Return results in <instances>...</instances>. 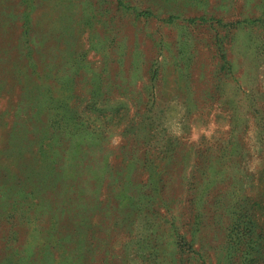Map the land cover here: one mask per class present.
Instances as JSON below:
<instances>
[{"label": "rangeland", "instance_id": "obj_1", "mask_svg": "<svg viewBox=\"0 0 264 264\" xmlns=\"http://www.w3.org/2000/svg\"><path fill=\"white\" fill-rule=\"evenodd\" d=\"M253 201L264 0H0V264H264Z\"/></svg>", "mask_w": 264, "mask_h": 264}, {"label": "trees", "instance_id": "obj_2", "mask_svg": "<svg viewBox=\"0 0 264 264\" xmlns=\"http://www.w3.org/2000/svg\"><path fill=\"white\" fill-rule=\"evenodd\" d=\"M154 71H153L152 75L156 74V72H154ZM60 125H61L60 127H63V124L60 123ZM12 128H13V125H12ZM51 128H52V126H51ZM53 133H54V129H53L52 134L48 133L50 136H47L44 138V142L40 148L41 158L46 163L49 159V156L53 153L52 150L54 151V149L52 148L53 145H56V143H57L56 142L57 134H53ZM233 203L234 202H232L228 205H231L232 213H234L235 216L237 217V220L239 218V220L242 223L235 225V227L236 226L238 227L239 233L235 238H231V239L236 240L237 243H240V244L245 243L246 245L249 244V246L251 245L252 247H255V244H253L254 242L252 240V236H253V234H256L257 230L259 229L255 210L258 212V207H259V209L263 210L264 204H261V202H254L253 201V203H252L253 205H251L248 209H245L240 204L238 205L237 203H234V204ZM245 237H247L248 239H246ZM256 251L260 252L259 248Z\"/></svg>", "mask_w": 264, "mask_h": 264}]
</instances>
